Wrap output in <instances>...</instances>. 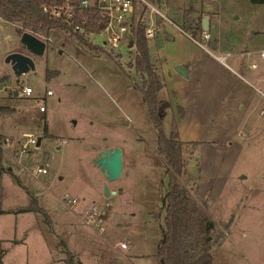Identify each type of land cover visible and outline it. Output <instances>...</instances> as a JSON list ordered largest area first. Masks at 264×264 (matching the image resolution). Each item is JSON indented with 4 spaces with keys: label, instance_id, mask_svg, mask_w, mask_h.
Returning <instances> with one entry per match:
<instances>
[{
    "label": "rangeland",
    "instance_id": "rangeland-1",
    "mask_svg": "<svg viewBox=\"0 0 264 264\" xmlns=\"http://www.w3.org/2000/svg\"><path fill=\"white\" fill-rule=\"evenodd\" d=\"M152 1L163 8L159 0ZM167 1L173 20L166 21V30L171 38L150 39L151 53L164 78L161 93L165 97L170 93L172 102L164 117L167 132L174 124L183 130L185 125L193 127L197 120L191 139L183 140H206L185 158L188 171L198 177V182L195 178L186 186L193 191L199 184L195 197L216 222L209 235L213 264H264V82L247 87L262 100L254 109H246L250 110L245 120L237 113L220 123L222 100L216 76L227 71L212 60L213 75L208 74L199 87L176 69L181 64L178 59L194 42L207 52L220 51L189 28L191 11L184 8L174 13ZM221 6L224 28L237 30L239 37L248 34L251 48L264 46V30L254 33L264 28V3L221 0ZM22 32L18 23L0 18V73L7 84L0 92V132L13 137V143L4 148L3 160L23 182L16 183L10 170L1 174L0 205L10 213L0 216V264H67L60 240L80 264H163L157 252L164 233L168 172L157 149V129L143 99L141 77L130 64L135 46L123 41L111 51L104 34L90 35L92 42L103 47L97 52L70 31L55 28L49 32L44 55L35 56V67L18 74L4 54L20 48ZM48 68L52 70L49 79ZM17 84L32 85L33 94L16 95ZM47 88L55 93L46 95ZM175 89L182 90L189 109V99L199 95L191 115L183 123L178 121V126ZM203 89L212 91L210 106L202 99ZM39 100L45 102V112L38 111ZM197 104L200 109L194 108ZM24 132L35 133L40 143H30L21 154V144L28 138ZM115 145L123 148L124 169L121 177L109 181L93 159L101 149ZM46 162L48 171L37 175V167ZM27 189L46 210L51 224L39 211H15L30 201ZM66 192L82 202L69 206L63 199ZM93 204L106 210L103 228L85 220L84 209ZM23 234L27 243L13 245L12 240Z\"/></svg>",
    "mask_w": 264,
    "mask_h": 264
},
{
    "label": "trees",
    "instance_id": "trees-1",
    "mask_svg": "<svg viewBox=\"0 0 264 264\" xmlns=\"http://www.w3.org/2000/svg\"><path fill=\"white\" fill-rule=\"evenodd\" d=\"M50 0H0V16L10 22H15L24 30H41L49 35L51 29L61 28L70 31L76 35L80 41L87 44L91 49L97 52L103 50L92 42L88 37L74 31L72 26L65 22L56 21L43 12L42 6ZM256 3H264V0H252ZM85 13L92 15V21L89 24L91 30L99 31L101 29L98 22V13L85 9ZM135 34L134 60L130 63L141 77V90L143 99L147 104L149 118L157 129V149L164 156L168 172V190L165 194V221L164 233L161 243L158 247L157 256L164 264H213L214 254L212 252L213 240L208 239L209 235L215 230V220L207 213L204 205L198 201L195 194L199 193L198 177L187 169V160L192 154L196 153L198 146L206 141L202 139L184 141L179 136L178 128L171 126L169 132L164 124L169 100L161 91L165 86L164 78L158 70L152 58L150 38L147 36V23L149 19L148 6L142 2L138 3V8L134 15ZM200 25L194 20L191 26ZM189 26V28H192ZM114 58H116L114 56ZM118 62V58H116ZM52 70L47 69L46 78H50ZM180 117L184 116V109L178 106ZM49 135L48 126L44 130ZM51 135V134H50ZM2 134L0 133V140ZM4 149L0 144V175L5 170H10L13 180L23 185L21 178L13 172L4 163ZM184 177V180L182 179ZM197 180L195 188L189 189L186 182ZM184 181V182H183ZM28 190L30 201L26 205L19 206L16 212L21 211H39L44 215V219L51 224V218L46 210L38 204L37 197ZM207 203V199H203ZM9 211L0 207V214ZM62 251L65 253L63 260L67 264H80L75 261V254L68 248L63 240H60Z\"/></svg>",
    "mask_w": 264,
    "mask_h": 264
},
{
    "label": "crops",
    "instance_id": "crops-1",
    "mask_svg": "<svg viewBox=\"0 0 264 264\" xmlns=\"http://www.w3.org/2000/svg\"><path fill=\"white\" fill-rule=\"evenodd\" d=\"M165 1L168 6V1L167 0ZM169 3L172 6V10L174 13H177L178 11H181L184 8L186 10L191 11V14L189 16H191V18L197 24L201 23V26L194 25L191 26L192 27L191 29L199 35H203L202 31L204 29H208L212 35L209 41L213 45H215L218 51H220L219 53H214L210 50H208L209 52H207L206 51L207 49L205 50L204 48L200 47L194 42V44L192 43V46L186 50V53L185 51L182 53L181 57L178 59V61H180L178 63L186 65L188 67V77L194 79V81L198 84V86L202 87L201 84L204 81V78L207 77L208 74L213 75V73L211 72L212 60L217 62L222 69L227 71V73L225 74H217L216 76V79L218 80L217 91L219 94V98L222 100V104L218 109L220 110L219 112L221 116L219 122L226 123L228 120L229 121L232 120V118L235 115H237V113L240 114L241 116L240 118L242 120L243 117H246L249 113L250 109L247 112L246 109L250 106L252 107V109H254L262 100L261 96L257 97L256 92L252 94L250 91H248L247 87L252 88L251 85L255 84V82H264V57H262L260 54V52L264 50V46H256L251 48L249 46L251 43L249 41L248 34L247 35L243 34L241 35V37H239L236 34L237 30L235 29L230 30L229 27L224 28L225 27L224 18L221 13L222 11L221 0H208V1L200 0L198 2H195V0H169ZM204 18H207V24H208L207 28L203 26ZM263 30L264 28H260L254 31V33L256 34L260 33ZM160 35H165L168 38H171L169 32L166 30V27L163 31H158L156 33L155 38ZM0 46H1V42H0ZM247 51H250V53H248ZM219 55H224L225 58L220 59L218 57ZM253 63H256L257 66L254 67L252 65ZM166 64L168 65V63ZM0 76H1V80L4 81V76L2 73H0ZM178 76L179 78L176 77L178 79L177 83L178 82L180 83L181 78L180 75ZM2 91H4V89L0 90V92ZM14 93L18 96L20 95L17 93L15 89H14ZM211 94H212L211 90L203 89L202 99L208 102L207 106H210L208 99ZM262 94L264 95L263 91ZM173 96L177 101L176 103L177 111L179 105H181L184 109L183 117H180L178 111L177 121H176V124L178 126L179 124L178 121L183 123L187 119L188 115L189 114L191 115V110L193 108L194 102L199 95L198 94L196 96L193 95L189 99V101L191 100L190 109L187 102L184 100V98H182L183 97L182 90L181 91H178L176 89L173 90ZM166 98H168L169 100V105L167 106L169 107L170 103H172L170 100V93L169 96H166ZM194 108L200 109L199 104L195 105ZM194 122L195 125L198 124L197 120H195ZM184 127H185L184 130L182 125H179V127H177L179 131V136L182 140L183 137L189 139L193 129V127H190L188 125H185ZM212 139L214 141L218 140L217 138H212ZM83 196L85 197V195ZM2 199H3V186H2V175H0V203ZM0 207L2 206L0 205ZM4 213H10V212H4ZM4 213H1L0 216ZM22 236L15 237L12 240V244L13 245L26 244L28 238L26 237V234H23ZM1 239H7V238H1ZM6 253L8 252H5L4 255Z\"/></svg>",
    "mask_w": 264,
    "mask_h": 264
},
{
    "label": "built area",
    "instance_id": "built-area-1",
    "mask_svg": "<svg viewBox=\"0 0 264 264\" xmlns=\"http://www.w3.org/2000/svg\"><path fill=\"white\" fill-rule=\"evenodd\" d=\"M162 3L163 8L160 9L152 0H50L43 4V12L50 18L56 21L65 22L67 25L72 26L74 31L89 37L95 34H104V43L110 46L111 51H115L120 47L123 41L134 43L135 23L134 15L138 8V3L142 2L148 6V25L147 36L152 39L155 38L158 31H163L167 25L166 21H172L173 19L168 15L165 0H159ZM89 9L92 12L98 13V22L101 29L99 31L91 30L89 28L90 22L93 20L92 15L85 13L84 10ZM2 19L3 17L0 16ZM40 38L49 41V35H46L41 30L28 29ZM183 30V29H182ZM203 35L205 39L211 38V33L208 29H204ZM131 34L130 40H127V35ZM129 46V47H132ZM250 53V51H247ZM264 57V50L260 52ZM220 59L225 58L224 55L218 56ZM2 62V54L0 51V66ZM256 67V63L252 64ZM7 87V84H3L0 76V90ZM14 89L20 95H32L34 87L29 84H17ZM54 93L52 88L46 89V95ZM38 110L40 112L46 111V104L43 100L38 101ZM24 136L28 137L24 140L20 147V153H24L29 149L30 143H38L39 139L35 133L24 132ZM63 141H65L63 139ZM13 143V137L7 134H2L0 144L3 149ZM48 171V162L41 164L37 167V175ZM63 199L69 206L79 205L82 200L77 196H71L69 193H65ZM85 220L89 224L99 226L103 228L106 210L104 207H100L97 204H93L84 209ZM122 246L126 247L127 243L122 242Z\"/></svg>",
    "mask_w": 264,
    "mask_h": 264
},
{
    "label": "water",
    "instance_id": "water-1",
    "mask_svg": "<svg viewBox=\"0 0 264 264\" xmlns=\"http://www.w3.org/2000/svg\"><path fill=\"white\" fill-rule=\"evenodd\" d=\"M203 26L205 28L208 27L207 18L203 19ZM20 43L19 49L4 54L5 61L9 62L18 74L25 73L34 68L36 63L35 56L44 55L47 48V41L29 30H24L21 33ZM129 46H132V43ZM176 69L180 73L188 75V67L186 65L179 64ZM38 143H40V140ZM93 160L109 181L121 177L124 169L123 148L121 146L115 145L101 149ZM105 190L106 194L109 195L111 192L109 185H106ZM113 191L115 192L116 190ZM210 238L211 236L208 237V239ZM162 263L164 264L163 259Z\"/></svg>",
    "mask_w": 264,
    "mask_h": 264
}]
</instances>
